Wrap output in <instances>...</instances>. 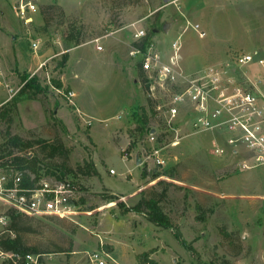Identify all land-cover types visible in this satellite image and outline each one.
I'll list each match as a JSON object with an SVG mask.
<instances>
[{
  "label": "rangeland",
  "instance_id": "obj_1",
  "mask_svg": "<svg viewBox=\"0 0 264 264\" xmlns=\"http://www.w3.org/2000/svg\"><path fill=\"white\" fill-rule=\"evenodd\" d=\"M29 1L35 9L26 22L16 0H0V111L7 114L0 116V144L8 134L34 140L39 177L64 170L79 194L70 217L21 219L18 233L43 253L40 263L93 264L87 253L103 250L105 264H139L143 252L156 264H264V163L243 137L246 111L233 110L232 129L231 113L203 130L185 110L172 124L176 132L160 120L161 143L176 144L164 149V166L139 163L147 122L142 132L136 127L149 100L141 55L132 53L135 30L154 28L149 46L162 61L178 40L184 72L230 64L235 88L249 91L260 106L264 65H234L232 56L264 52V0ZM32 72L47 90L10 97L3 81L16 88ZM142 197L158 199L172 226L130 209ZM7 210L0 201V215ZM8 224L0 223V236Z\"/></svg>",
  "mask_w": 264,
  "mask_h": 264
},
{
  "label": "built area",
  "instance_id": "obj_2",
  "mask_svg": "<svg viewBox=\"0 0 264 264\" xmlns=\"http://www.w3.org/2000/svg\"><path fill=\"white\" fill-rule=\"evenodd\" d=\"M35 9V5L29 0H16V10L20 17L26 22L30 17L26 16L27 11ZM197 27V25L195 26ZM145 35L144 30L136 29L135 39H140ZM203 35V33H201ZM39 40L31 42V47L35 52L38 48ZM172 54L166 62L162 61L160 55L152 49V45L145 51L134 48L132 53L141 55V69L146 95L149 100V108H146L148 121L145 129V140L141 146L142 159L139 163L149 160L158 166H164L167 162L164 149L169 145H175L176 141L169 140L165 144L163 135L165 132L160 128L159 121L163 120L166 127L174 130L176 116L181 110H185L190 116L192 124L198 130L212 129L218 127L219 119L224 114H232L227 122L230 129L234 128L233 110L239 108L246 111L242 124L243 137L246 140L249 150L258 152L257 160L264 163V101L258 106L255 97L249 91L235 88L234 82L228 77V65H209L196 71L192 76L184 72L179 64V42L174 40L171 43ZM96 50H103L102 45H96ZM234 65L245 66L250 63L264 65V52L259 49L251 51H239L232 56ZM44 63H40L38 68H42ZM195 73V72H194ZM35 72L29 74L34 76ZM0 77H4L0 67ZM225 78V79H224ZM9 96L16 94L23 83L13 88L9 82L3 81ZM242 90V91H241ZM162 93L161 95H158ZM73 96L72 92H69ZM255 120L252 121V117ZM258 118V121H256ZM152 119L155 124H151ZM242 137V138H243ZM232 142V140H229ZM26 157H31L32 152H24ZM137 159V158H136ZM110 172H114L110 170ZM32 181L34 174L21 170L10 161L4 164L0 158V201L14 209L28 215H51L60 217H70L75 212L76 202L79 194L73 183L63 176L62 179L38 177L33 186L22 185L23 180ZM9 220L8 214L3 212L0 215V223L5 224ZM5 230L8 231L7 226ZM43 253H25L24 259L27 264H41L40 259ZM89 260L93 264H105L103 257H108L103 250L87 253ZM18 254L0 247V263L3 260H11L16 263ZM144 264H148L145 262Z\"/></svg>",
  "mask_w": 264,
  "mask_h": 264
},
{
  "label": "trees",
  "instance_id": "obj_3",
  "mask_svg": "<svg viewBox=\"0 0 264 264\" xmlns=\"http://www.w3.org/2000/svg\"><path fill=\"white\" fill-rule=\"evenodd\" d=\"M159 14L160 13L157 12V15ZM153 30H148V32L145 33L143 37H141L138 41H135L134 47L140 49L141 51H145L150 45V35L153 33ZM69 40L77 42V37L73 36L70 32ZM21 82L23 83V85L19 89L18 94H25L27 97H33L40 92L46 91L48 88L47 84L43 85L40 83L36 75L29 77L28 73H24L21 76ZM52 82L54 83L53 85L56 88L59 89L62 87V83L60 82V80L53 79ZM3 105L4 104H2L1 107ZM6 115V109L0 111L1 117H5ZM147 121V112L145 109H143L141 112L140 119L138 120V126L136 127L138 132L143 131ZM33 143L34 140L23 139L22 137L16 134H8L5 142L0 144V158L2 164H4L6 161H10L17 168L23 171L27 170L34 174V179L32 181H29L28 179L23 180L22 185L24 186H33L39 177V171L41 169L38 163L40 159L30 150V147ZM132 145L133 143H131L129 147H132ZM14 148L16 149V151L12 150ZM29 151L32 152V156L26 157L23 153ZM65 173L66 171L63 170L61 173L57 174L55 178L62 179ZM130 209L144 212L146 218L157 225L163 227L172 226L171 219L163 211L162 207L160 206L159 200L156 198L142 197ZM6 213L9 216V224L7 225L8 231H6L4 235L0 236V247L18 254V257L16 263L12 262L11 260H3L0 264H27L24 259L25 253H41L35 247L26 245L23 242L22 237L18 233V230L22 229V227L19 226V223L23 217H27V214L16 211L14 209H8ZM12 230H14L16 233L11 236L8 233ZM181 241L184 243V240ZM141 255L143 258L138 262L139 264H144L145 262H148V264H156L154 259L149 258L148 253L143 252ZM137 258L139 260L141 256L137 255Z\"/></svg>",
  "mask_w": 264,
  "mask_h": 264
}]
</instances>
